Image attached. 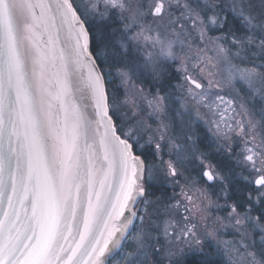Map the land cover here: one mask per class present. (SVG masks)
Returning a JSON list of instances; mask_svg holds the SVG:
<instances>
[{
    "label": "rangeland",
    "instance_id": "1",
    "mask_svg": "<svg viewBox=\"0 0 264 264\" xmlns=\"http://www.w3.org/2000/svg\"><path fill=\"white\" fill-rule=\"evenodd\" d=\"M77 1L93 26L110 110L150 157V195L129 247L110 264H181L191 255L264 264V42L251 36L264 23L243 7L248 0H226L239 35L223 30L216 0ZM215 152L248 181L243 209L231 201L228 167Z\"/></svg>",
    "mask_w": 264,
    "mask_h": 264
},
{
    "label": "water",
    "instance_id": "2",
    "mask_svg": "<svg viewBox=\"0 0 264 264\" xmlns=\"http://www.w3.org/2000/svg\"><path fill=\"white\" fill-rule=\"evenodd\" d=\"M144 168L72 2L0 0V264H109Z\"/></svg>",
    "mask_w": 264,
    "mask_h": 264
},
{
    "label": "trees",
    "instance_id": "3",
    "mask_svg": "<svg viewBox=\"0 0 264 264\" xmlns=\"http://www.w3.org/2000/svg\"><path fill=\"white\" fill-rule=\"evenodd\" d=\"M218 2H222V7H218L221 8V12L225 11V15L223 14V30L227 31L229 34H233V35H239L240 32V25H239V18L235 17L231 11H229V8L231 7L226 0H216ZM229 7V8H228ZM243 7L248 11V12H253L256 14L257 22L258 23H264V0H248V4H244ZM220 11V10H219ZM256 22V23H257ZM231 25L230 29H227V27ZM259 30H257V32L253 35H251L253 37L252 41H254L255 44H257L260 40L262 41V43L264 42V33H261V35H259L258 33ZM100 34L102 35V38H107L108 35V30L106 26H101L99 29ZM94 35L92 34L91 37V51L94 54L97 63L100 66V69L105 77V81H106V90L108 93V102L110 103V96H109V90H110V83L107 82L106 80V72L104 70V68L102 67V64L100 63L98 57H96V53H95V46H96V42L94 39ZM104 36V37H103ZM166 80V79H165ZM110 114L112 115V117H114L115 119L116 116L113 114V112L110 110ZM117 121V120H116ZM118 122V121H117ZM120 131V128H119ZM218 153V152H217ZM214 157H212L215 161L216 160H221V162L223 163L222 167H228V171L227 173H229V184H228V189H229V194H230V198L231 201L234 202L240 209H243L246 202L248 203L247 200V195H246V188L250 187L248 185V181L245 180L243 178V176L241 175L240 172V166L239 164L235 163L234 161L227 159V157H225V155L222 153L221 157L218 154V158L216 157V152L215 155H213ZM257 215H260L258 210H253ZM260 218H262V215L259 216ZM113 260V259H112ZM110 260V263L111 261ZM109 263V264H110ZM184 264H220L219 260L217 258H199L197 255H191L190 257H188Z\"/></svg>",
    "mask_w": 264,
    "mask_h": 264
},
{
    "label": "flooded vegetation",
    "instance_id": "4",
    "mask_svg": "<svg viewBox=\"0 0 264 264\" xmlns=\"http://www.w3.org/2000/svg\"><path fill=\"white\" fill-rule=\"evenodd\" d=\"M70 1L72 2V4H73L75 10L78 12L80 18L83 20L84 24L86 25V27H87V29H88V32H89V35H90V47H91V37H92V34H95L94 31H93V26H92L91 24H89V22H88L87 19L85 18V16H84V12H83V9L81 10V7H80V5H79V3H78L79 1H77V0H70ZM94 39H95V35H94ZM95 53H96V50H95ZM187 79H188V78H187ZM113 119H114V121H115V126H116V129H117L118 133H119L122 137H124V138H126V139L129 140V142H130L131 145H132V149H133L134 153L140 155V156L142 157V159L144 160V164H145L144 173H145V170H146V168H147V162L149 161V158H150V157H149L148 155H146L144 152L138 150V149L136 148L134 142H133L130 138L125 137V136L122 134L121 130L119 131V125H118V122L116 121V119H115L114 117H113ZM171 173H172V174L174 173V170H173V169H171ZM139 187L142 188V189L144 190V196H143V198H141V199L139 200V202L137 203V205H136V207H135V210H136V212H137V218H136V221H135V223H134V225H133V227H132L130 233L128 234V236H127L126 239L124 240V242H123V244H122L120 250L118 251V253H120L121 250L124 249L125 247H126V249H127V247H129V246H127L128 240L131 238V236L133 235L134 231L136 230L137 220H138V218H139V216H140V211H139V208H138V207H139V205H140V204H141V203H142V202H143V201H144V200L150 195V187H149V184L147 183V181H146V179H145L144 174H143V178H142L141 181H140ZM137 208H138V209H137ZM116 255H117V254H116ZM185 260H186V259H185ZM185 260H184L183 263H181V264H184Z\"/></svg>",
    "mask_w": 264,
    "mask_h": 264
}]
</instances>
